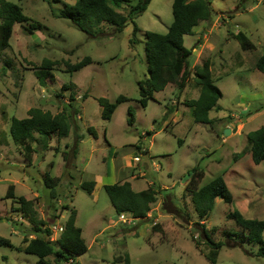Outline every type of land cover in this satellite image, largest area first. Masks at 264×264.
<instances>
[{
  "label": "rangeland",
  "instance_id": "1",
  "mask_svg": "<svg viewBox=\"0 0 264 264\" xmlns=\"http://www.w3.org/2000/svg\"><path fill=\"white\" fill-rule=\"evenodd\" d=\"M7 1L19 6L29 21L14 25L9 48L0 53V237L9 239L14 246V249L0 247V264L36 261L34 256L21 252L24 241L35 236L29 222L14 210L17 205L6 199L9 186L14 187L15 197L32 201L38 220L57 217L54 223L64 226L69 215L64 209L77 211L76 225L82 230L88 250L74 258V264H114L113 258L119 256H128L130 264H209V247L198 223L214 242L241 243L239 248L223 246L216 264H264V258L256 256L259 245L243 239L245 232L226 218L235 208L247 219L264 220V161L259 165L252 162L247 140L250 132L264 127V74L251 68L252 57L264 52V0H208L212 20H219L208 22L205 32L196 29L200 36L184 39L185 48H191L192 53L196 50L188 61L191 76L187 86L179 93L176 85L169 83L163 91L153 94V100L145 108L138 103L137 86L148 78L144 34L167 33L172 23L173 0H152L134 18L138 28L134 44L130 43L132 23L120 33H113V28L102 24L85 34L69 21L58 18L59 11L65 5H74L76 0ZM136 2L130 0L117 12L126 16ZM31 24L43 28L29 33L26 29ZM237 32L247 36L256 52L246 54L240 50L232 37ZM84 58H89L91 64L78 72L69 71L68 65ZM44 59L57 64L48 71L45 87H41L35 71ZM206 60L211 64V78L222 97L217 102L219 110L209 112L211 123L200 124L194 122L192 108L185 103L199 94L192 66L197 62L195 66H201ZM63 86L70 87L65 90ZM119 96L126 101L116 108L109 121L101 119L96 99L113 103ZM68 103L76 110L68 137L57 140L54 136L48 150L33 152L30 161L25 160L23 146L29 143L35 147V143L12 142L11 118H26L31 108L55 115ZM128 108L134 120L131 126L127 124ZM89 128L94 130V136ZM225 129L231 131L226 137ZM76 133L82 139L73 158ZM141 134L145 135L144 140ZM124 142L147 149L151 159L142 152L130 154L131 148L122 146ZM64 153H68L67 161L63 160ZM129 154L132 164H139L141 159L146 164L136 170L138 181L134 191L150 186L157 190L167 187L166 192L171 195L168 208L179 209L178 213L161 211L163 192L158 190L156 201L150 206L149 220L122 225L104 190L100 189L95 199L79 188L82 182L106 170H117L110 161L119 166L121 158ZM196 166L204 175L198 187L220 176L233 199L230 205L217 199L205 221H199L185 192L187 174ZM141 172L146 174L142 178ZM47 174L58 179L54 200H50L43 183ZM128 215L127 219L132 217ZM145 225L146 234L139 235ZM228 232L232 237H228ZM51 235L52 240L57 236ZM262 237L264 240V232ZM48 260L53 262L52 257Z\"/></svg>",
  "mask_w": 264,
  "mask_h": 264
},
{
  "label": "trees",
  "instance_id": "2",
  "mask_svg": "<svg viewBox=\"0 0 264 264\" xmlns=\"http://www.w3.org/2000/svg\"><path fill=\"white\" fill-rule=\"evenodd\" d=\"M151 1L137 0L134 5L129 7L128 14L124 16L118 13L117 9H120L122 5L130 4V0H76L72 6L65 5L59 11L58 18L69 21L73 27L85 34H89L102 24H107L113 28V33H120L128 23H132L133 38L130 43L134 44L138 28L133 20L147 9ZM211 13L212 9L208 0H173L171 5L172 23L168 27L167 33L144 34L148 78L137 84L138 103L142 108H145L147 103L153 100L154 93L163 91L169 83L175 84L179 93L187 86L188 79L191 76L188 59L192 54V50L191 48H185L184 38L192 36L193 29L199 23L209 22L212 16ZM28 21L29 19L23 15L19 6L7 0H0V53L9 48V40L12 36L14 25H22ZM42 28L39 24H31L26 31L32 33L33 31H40ZM232 37L238 43L242 52L246 54L256 52L255 46L243 32L232 34ZM56 64V61L51 62L44 59L40 69L35 71V77L41 87H45L47 73ZM89 64H91V60L84 58L76 64L68 65V68L70 72H78ZM251 68L264 74V52L256 58L252 57ZM193 75L196 85L199 87V96L197 99L187 101L185 104L192 108L195 123L210 124L209 112L219 110L217 102L221 99L222 93L211 78L209 60L204 61L201 66H195ZM69 87L63 86L65 90ZM69 97L70 101L74 100L72 93H70ZM96 101L101 108V119L109 121L116 108L126 100L123 96H119L113 103L104 98H98ZM69 108L72 111L71 113H69ZM75 113L76 110L71 106V103L63 105L62 111L55 115L40 108H31L27 111L26 118H11L9 126L11 140L17 145H20L23 140L35 143V147L28 143L21 150L24 159L30 161L29 155L31 153L45 152L49 149L50 140L54 136L57 140L68 137ZM133 122L131 109L128 108L127 124L131 126ZM73 128L75 132L77 126L74 125ZM88 131L94 136L93 129L89 128ZM81 139L82 137L76 133L71 150L73 158L77 155L78 144ZM247 140L250 146L251 160L255 165H259L264 161V127L250 132ZM178 143L180 144L181 140ZM36 149L38 150L35 151ZM67 155L68 153L63 154L64 161H67ZM203 176L202 170L198 166L194 167L187 174L185 186V192L190 196L191 204L199 221H205L209 218L217 199L228 205L233 201L223 178L220 176L198 187ZM57 182L58 179L50 178L48 174L44 177L43 183L49 190L50 200L56 198ZM94 186V181H86L82 182L79 188L91 195ZM103 190L116 215L127 213L137 221L149 220L150 206L156 201L158 190L160 193L163 192L161 193L163 194L161 211L168 214L179 212V209H173L172 211L168 208L171 196L170 193L166 192L168 190H157L150 186L143 191L135 192L128 182L104 185ZM5 197L17 205L14 210L20 213L33 228L31 232L35 237L24 241L22 252L26 255L34 256L36 258L34 264H67L69 260H73L87 251V246L82 238V230L75 225V209L69 210V207L64 209L69 211V215L64 222V230L57 241L58 243L53 244L47 241V237L50 235L49 227L57 217H51L48 221L38 220L32 201H28L23 197H15L13 186L8 187ZM226 218L232 220L240 227L243 233L245 232L243 239L248 243L259 245L256 256L264 258V240L262 237L264 220L247 219L235 208L227 214ZM197 226H200L204 243L209 247L207 255L209 264H216L219 251L223 246L227 248L241 247V243L237 241H232L231 243L226 241L214 242L202 224L198 223ZM133 234L136 233L134 232ZM227 235L232 237L231 232H228ZM0 247L14 249L11 241L4 237H0ZM16 250L19 249L16 248ZM50 257L53 258V262L48 260ZM112 262L114 264H130L128 256H124V258L115 257Z\"/></svg>",
  "mask_w": 264,
  "mask_h": 264
},
{
  "label": "crops",
  "instance_id": "3",
  "mask_svg": "<svg viewBox=\"0 0 264 264\" xmlns=\"http://www.w3.org/2000/svg\"><path fill=\"white\" fill-rule=\"evenodd\" d=\"M219 20V19H218ZM218 20L216 19V20H212V17H211V20L209 21V22H212V23H215V22H218ZM207 24H208V22H201V23H199V25H197L194 29H193V35L192 36H195L196 34H198V36H200V34L201 33H197L195 30L196 29H198V30H202L201 32H205V30H206V28L208 27L207 26ZM197 30V31H198ZM191 36V37H192ZM185 39V38H184ZM194 51H196V50H194ZM194 51H193V53L191 54V56L189 57V59L191 58V57H193L194 55ZM189 59H188V61H189ZM198 62H199V60H198ZM198 62L197 63H195L192 67H195V65H198ZM189 64V63H188ZM190 67V66H189ZM85 68V67H84ZM198 96H199V94H198ZM198 98V97H197ZM196 98V99H197ZM147 105H148V103H147ZM147 107V106H146ZM148 135V134H147ZM145 135L144 134H141V137H143L142 139L144 140V137ZM110 141V140H109ZM137 142H139L138 140L136 141V143ZM126 145V146H125ZM131 145H132V147H131ZM134 145H136V144H134V142H130V143H128V142H124L123 144H122V146H125V147H129V148H131V150L130 151H132L130 154H137V153H141L142 152V154H145L144 155V157H148L149 159H151V156L149 155V153H148V150L147 149H144L142 146H137V147H134ZM109 148L110 149H112L113 148V145L111 144V142H109ZM134 150V151H133ZM144 152V153H143ZM113 153V152H112ZM116 152L114 151V153L113 154H111V156H112V158H113V155L115 154ZM124 155L122 158H121V160H120V165L119 166H115L114 165V163L112 162V161H110V163L111 164H113V166L112 167H118V169L120 170H114V171H112V170H110L109 169V171L108 170H106L105 171V173L104 174H101V175H97V176H94L93 177V179L92 180H90V181H94L95 182V186H94V189H93V191H92V193H91V196L92 197H94L95 199H96V196H97V192L100 190V189H102L103 190V186L104 185H109V184H114V183H123V182H128V183H130V185H131V188H132V190L134 191L135 190V185H136V182L138 181V179L135 177V175L137 174L136 173V170H138L139 169V167H140V165L141 164H143V167L145 168L146 167V164L142 161V159L140 160V162H139V164H137V165H135L134 163L132 164L131 163V156L132 155ZM110 155V154H109ZM109 155L105 158L104 157V159H108V157H109ZM129 156V157H128ZM128 157V158H127ZM114 159V158H113ZM151 166H153V164H151ZM111 167V168H112ZM115 174H118V178H115ZM144 175H146V174H144L143 172H141V173H139V177L140 178H142ZM114 177V178H113ZM112 179V180H111ZM135 179V180H134ZM112 181V182H111ZM147 189V188H146ZM161 190H168V188L167 187H161L160 188ZM145 190V189H144ZM140 191H143V189L142 190H140ZM140 191H135V192H140ZM76 211V210H75ZM151 212L148 214V219L151 217ZM77 216H78V213H77V211H76V217H75V225H76V223H77ZM111 225H113V224H111ZM77 226V225H76ZM114 226V225H113ZM78 227V226H77ZM110 227V226H109ZM112 227V226H111ZM147 230V225H145V226H143V228H141L140 230H139V235H145L146 234V231ZM138 234V233H137ZM19 248V247H18ZM87 250H88V247H87ZM17 251H19V250H17ZM20 252V251H19ZM22 252V251H21ZM35 263V262H34Z\"/></svg>",
  "mask_w": 264,
  "mask_h": 264
},
{
  "label": "built area",
  "instance_id": "4",
  "mask_svg": "<svg viewBox=\"0 0 264 264\" xmlns=\"http://www.w3.org/2000/svg\"><path fill=\"white\" fill-rule=\"evenodd\" d=\"M125 215H127V214L123 213V214H120V215H119V217H118V222H119V224H122V225H132L133 222H134L133 217H130V216L128 215L130 218L127 219V218L125 217ZM49 229H50V231H51L52 234L55 233V235H57V236H56V238H55L54 240H52V237H51L52 235H51V233H50V235L47 237V241H49L50 243H54V242H56V241L59 239L61 233H62L63 230H64V226H57L56 223H53V224L49 227ZM67 264H74V262H73L72 260H69V261L67 262Z\"/></svg>",
  "mask_w": 264,
  "mask_h": 264
},
{
  "label": "water",
  "instance_id": "5",
  "mask_svg": "<svg viewBox=\"0 0 264 264\" xmlns=\"http://www.w3.org/2000/svg\"><path fill=\"white\" fill-rule=\"evenodd\" d=\"M230 130L229 129H225L224 130V136L226 137V136H228L229 134H230Z\"/></svg>",
  "mask_w": 264,
  "mask_h": 264
}]
</instances>
